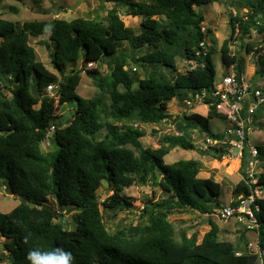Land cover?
<instances>
[{"label":"trees","instance_id":"obj_1","mask_svg":"<svg viewBox=\"0 0 264 264\" xmlns=\"http://www.w3.org/2000/svg\"><path fill=\"white\" fill-rule=\"evenodd\" d=\"M101 1L113 3L107 10L106 22L76 17L54 18L49 23H17L0 18V185L22 196L11 210L0 211V235L8 240L7 253L0 256V261L28 264L25 257L30 248L51 250L59 246L72 253L74 264H256L255 254L219 239V226L210 217L209 228L199 242L194 235L174 240L166 218L171 209L188 207L211 215L221 205V183L212 175L198 177L197 160L179 159L168 164L163 159L174 147L195 148L189 128H196L213 140L225 137L210 128V119H223L212 103L213 98L205 100L209 104L205 115L193 112L174 116L181 133L163 134L162 144L156 148L142 145L140 138L145 133L138 126L119 124L126 118L143 123L161 122L172 117L166 109L173 99L183 101L212 87L215 68L201 44L205 37L201 31L203 16L194 5L217 0ZM120 5L127 14L142 17L137 29L124 25L116 8ZM244 5L247 12L246 19L241 21L243 28L259 25L260 18L255 16L261 8L264 14V0L256 4L246 0ZM231 25L234 26L233 21ZM47 26L49 42L40 43L51 48L49 57L55 72L37 59L29 41L31 36L43 34ZM123 41L136 50L146 48L135 59L145 67L160 66L175 72L176 55L193 61L195 67L177 72L172 79L154 69L131 90L134 80L123 69L125 59L116 57ZM78 60L84 67L102 60H110L112 66L104 78L97 68L74 70L72 66ZM221 60L227 67L234 65L240 74L239 58L230 56L225 45ZM82 71L97 80L99 86H108L111 101L102 111L115 123L100 120V97L85 98L76 92ZM50 84L58 87L55 94L46 90ZM118 84L123 85L124 92L117 90ZM56 99L59 104L75 102L73 115L65 125L54 122ZM51 127L57 148L44 151L41 143ZM256 147L264 159V143ZM242 168L243 160L241 173ZM150 173L156 177L154 184L168 196L144 206L148 223L143 234L122 243L106 229L100 205L107 210L130 207L131 200L122 190L137 180L147 182ZM102 181L110 185L112 193L101 202L97 190ZM259 182L264 186V171L259 173ZM243 192L245 187L239 180L232 196L236 198ZM49 197L60 208L76 210L74 229H68L67 222L62 220L53 222L56 211L47 204ZM257 203L255 215L264 227V199ZM239 237L243 238L241 234ZM258 240L264 251L262 228ZM237 250H242L240 255H236Z\"/></svg>","mask_w":264,"mask_h":264},{"label":"rangeland","instance_id":"obj_2","mask_svg":"<svg viewBox=\"0 0 264 264\" xmlns=\"http://www.w3.org/2000/svg\"><path fill=\"white\" fill-rule=\"evenodd\" d=\"M142 1V0H139ZM246 0H217L212 3L194 5V9L198 14L203 16L201 22V31L205 34L202 42L203 48L209 52L215 68V79H219L224 73L235 70L234 65L225 66L221 60V49L225 45L230 56L239 58L240 74L245 78L252 79L257 85L264 88V14L261 8L256 19L260 18V24L250 26L244 29L241 21L246 19L245 7ZM259 0H248L251 4H256ZM74 6V7H73ZM113 6L112 2H102L101 0H0V18L8 19L17 23L27 20H46L48 23L54 18L71 20L76 17L97 18L106 22L107 10ZM73 7V8H71ZM120 19L125 26L137 29L140 25L142 17L131 16L127 14L123 5L116 7ZM45 12V13H44ZM234 26L232 27L231 22ZM49 25V24H48ZM49 26L43 34L37 37H30V44L34 47L36 57L42 61L45 66L55 72L50 63V49L41 40L49 42ZM51 45V43H49ZM146 51V48L138 50L133 49L128 41L120 43L119 50L116 53L117 58H124L125 65L123 69L134 80L131 90L137 88V81L147 77L152 70L156 69L157 74L163 75L168 79H172L174 75L184 73L195 67L193 61L187 60L180 55L174 57L175 72L160 66L145 67L141 62L135 61L139 55ZM81 60L72 66L74 70L81 68H97L102 77H107L109 68L112 66L110 60H102L98 63H88L82 66ZM99 82L88 76L84 71L81 72V79L77 86L76 92L85 98L100 97L102 105L99 107L100 120H107L115 123L114 119L103 112V108L109 106L111 101L108 86H99ZM119 92H124L123 85L116 86ZM10 95L8 90H4ZM52 94V93H51ZM55 121L61 125L68 123L73 115L75 102L66 103L55 102ZM167 112L171 114L165 120L158 123H143L136 118H126L119 124H133L142 129L145 133L140 138L143 146L152 148L159 147L162 144L161 136L163 134H180L181 126L174 120V116H180L182 113L190 114L193 112L205 115L208 106L204 104H193L191 108H184L183 103L178 99H173L167 105ZM178 121V120H177ZM253 128L249 134L251 144L264 143V104L260 106L253 116ZM227 122L221 118L210 119V128L213 132L224 134ZM53 128L41 143V149L44 151L56 150L57 145L53 139ZM188 135L195 144L194 149H183L174 147L165 156V163H173L179 159H195L200 163L198 177L206 178L210 175L213 179L221 183V192L219 201L221 205L227 204L232 199V189L235 184L241 180V171L239 170L240 161L235 157V148L226 144L225 138L213 140L198 131L196 128H189ZM226 145V146H225ZM223 150H226L223 152ZM237 160L235 165L234 161ZM264 164V163H263ZM159 176L158 173L155 172ZM156 180L155 175L150 173L147 176V182L140 183L138 180L129 187L122 190V194L130 198L131 206L123 209L107 210L100 205L102 218L106 229L115 235L116 239L122 243L136 240L140 237L146 224L148 216L143 212L144 206H150L153 202L160 201L168 196V193L162 191L153 181ZM99 200L102 202L108 195L112 193L110 185L102 181L101 186L97 190ZM21 199L14 196L0 185V211L8 212L16 206ZM47 204L56 211L53 222H67L68 229L76 227V210L60 208L52 197L48 198ZM217 209V208H216ZM215 209V210H216ZM215 210L211 215L200 214L198 211L188 207L176 208L168 210L166 213L167 220L171 223L172 237L176 241H180L182 235L196 236L197 242L200 241L203 233L209 228L208 218L215 221L219 228V239L239 243L240 234H244V230L237 227L235 219L220 220ZM247 242L253 239V232H247ZM8 241L0 235V256H4L5 242ZM0 264H8V261L2 260Z\"/></svg>","mask_w":264,"mask_h":264},{"label":"built area","instance_id":"obj_3","mask_svg":"<svg viewBox=\"0 0 264 264\" xmlns=\"http://www.w3.org/2000/svg\"><path fill=\"white\" fill-rule=\"evenodd\" d=\"M202 44V43H201ZM55 85H47L46 90L52 93ZM206 98H213L216 111L227 122L224 130L226 143L235 148V157L243 160L241 180L245 192L240 193L227 204L220 205L215 210L220 220L235 219L237 227L244 232H253V239L246 242V252L257 256L256 264H264V251L260 248L258 232L261 227L255 212L258 211L257 201L264 199V186L259 182V173L264 171V159L259 156L256 144H251L249 134L253 128V116L257 109L264 104V88L257 82L230 70L219 79H214L208 90L196 92L191 97L181 101L184 108H191L193 104H204ZM53 127H51L52 129ZM242 250H237L240 255Z\"/></svg>","mask_w":264,"mask_h":264},{"label":"clouds","instance_id":"obj_4","mask_svg":"<svg viewBox=\"0 0 264 264\" xmlns=\"http://www.w3.org/2000/svg\"><path fill=\"white\" fill-rule=\"evenodd\" d=\"M27 241V238H25ZM28 264H74L72 253L63 247H54L51 250L30 248L26 254Z\"/></svg>","mask_w":264,"mask_h":264},{"label":"crops","instance_id":"obj_5","mask_svg":"<svg viewBox=\"0 0 264 264\" xmlns=\"http://www.w3.org/2000/svg\"><path fill=\"white\" fill-rule=\"evenodd\" d=\"M233 199H235V198L232 197L231 200H233ZM231 200H230V201H231ZM230 201H229V202H230ZM229 202H228V203H229ZM219 229H220V228H219ZM207 230H208V229H207ZM218 235H219V234H218ZM241 235L243 236V238L241 239L242 241L239 242V243H236V245L239 246L240 249H243V248H245V244H246V242H247V237H248L247 235H248V233H247V232H244V234H241ZM201 237H202V236H201ZM200 240H201V239H200Z\"/></svg>","mask_w":264,"mask_h":264},{"label":"water","instance_id":"obj_6","mask_svg":"<svg viewBox=\"0 0 264 264\" xmlns=\"http://www.w3.org/2000/svg\"><path fill=\"white\" fill-rule=\"evenodd\" d=\"M73 7H74V6H73ZM73 7H71V8H73ZM57 90H58V87H56V88L53 90L52 94H55V93L57 92ZM48 134H51V133L49 132ZM8 192H10V193L13 194L14 196H17V197H19L20 199H22V196H21V195H19V194L13 192L11 189H9Z\"/></svg>","mask_w":264,"mask_h":264},{"label":"bare ground","instance_id":"obj_7","mask_svg":"<svg viewBox=\"0 0 264 264\" xmlns=\"http://www.w3.org/2000/svg\"><path fill=\"white\" fill-rule=\"evenodd\" d=\"M234 163H235V165L237 164V160L236 159H235Z\"/></svg>","mask_w":264,"mask_h":264}]
</instances>
